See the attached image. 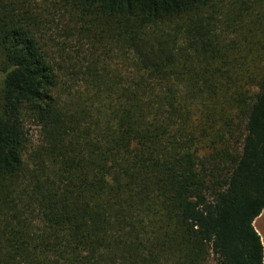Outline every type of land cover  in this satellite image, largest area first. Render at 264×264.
Returning <instances> with one entry per match:
<instances>
[{
  "label": "trees",
  "instance_id": "obj_1",
  "mask_svg": "<svg viewBox=\"0 0 264 264\" xmlns=\"http://www.w3.org/2000/svg\"><path fill=\"white\" fill-rule=\"evenodd\" d=\"M58 2L133 72L62 93L44 13L0 12V264H264V0Z\"/></svg>",
  "mask_w": 264,
  "mask_h": 264
},
{
  "label": "rangeland",
  "instance_id": "obj_2",
  "mask_svg": "<svg viewBox=\"0 0 264 264\" xmlns=\"http://www.w3.org/2000/svg\"><path fill=\"white\" fill-rule=\"evenodd\" d=\"M225 7V6H224ZM31 10L35 14L44 13L43 28L47 31L51 29L50 43L53 47V56L56 61V66L61 73V92L73 93L77 98L83 94L86 87L91 89V76H98L109 74L112 75L113 71L123 69L122 74L131 76L132 66L122 65L124 57L118 51V55L113 48L114 53L107 55L108 50L104 49L102 45L90 43L88 36L83 39H78L73 34H68L72 31L65 28L64 21L61 18H53L59 9L58 0H0V12ZM55 19V24H49L50 21ZM225 19V18H224ZM225 25L223 26V28ZM59 28V29H57ZM118 55V56H117ZM130 55V54H129ZM128 57V56H127ZM85 59V60H84ZM84 60V66L87 67L88 63H93L91 71L80 69V64ZM106 65L109 70L106 71ZM121 71V70H120ZM87 74V75H86ZM4 77L0 75V103L1 92L3 88ZM72 80V81H71ZM68 97L69 96H64ZM27 132H28V162L32 166V154L39 151L42 144V135L40 128L32 122L31 118H27ZM239 148V146H238ZM255 229L262 238L264 244V212L255 221ZM209 264H214L212 261Z\"/></svg>",
  "mask_w": 264,
  "mask_h": 264
}]
</instances>
